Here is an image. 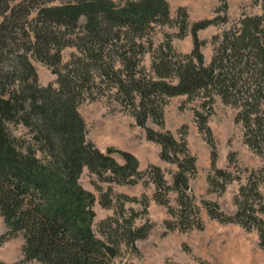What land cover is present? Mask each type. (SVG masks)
Segmentation results:
<instances>
[{"label":"trees","instance_id":"trees-1","mask_svg":"<svg viewBox=\"0 0 264 264\" xmlns=\"http://www.w3.org/2000/svg\"><path fill=\"white\" fill-rule=\"evenodd\" d=\"M219 1L217 16L191 25L180 9V37L193 39L191 52L181 53L170 37L159 45L152 38L155 25L173 22L167 0H0V215L8 227L0 247L21 236L24 256L0 264H123L126 254L141 255L138 242L155 226L148 218L149 197L114 194L109 186L99 202L114 212L100 222L99 236L96 196L80 183L85 169L108 184H153L154 201L169 214L166 233L203 230L201 206L191 189L197 159L186 133L177 138L165 128V108L177 96L202 99L205 111L196 110L195 118L211 147L208 191L222 195L231 183L241 182L236 211L228 214L218 202L203 200L208 215L256 230L264 249V0H253L261 14L244 15L213 36L207 63L208 42L199 33L229 21L228 0ZM66 48L75 51L64 62ZM34 60L56 75L55 83H40ZM216 97L237 110L244 143L262 161L259 168L246 169L245 178L217 166L209 126ZM100 98L118 103L160 146V159L176 166L170 181L160 166L141 171L133 153L103 151L88 139L79 108ZM18 126L26 134L15 135L12 127ZM116 153L124 164L113 157ZM128 202L140 203L142 210L127 208Z\"/></svg>","mask_w":264,"mask_h":264},{"label":"rangeland","instance_id":"rangeland-1","mask_svg":"<svg viewBox=\"0 0 264 264\" xmlns=\"http://www.w3.org/2000/svg\"><path fill=\"white\" fill-rule=\"evenodd\" d=\"M120 3L121 0H115ZM170 4V14L173 22L168 25H155L152 38L155 45L171 38L174 48L181 53H190L193 48L191 34L180 37L179 22L182 21L180 9H184L188 16V22L213 18L217 16L221 5L219 0H167ZM226 15L227 23L211 26L199 33L201 39L208 43L203 47L206 62L211 61L214 45L213 36L221 34L230 28L244 15L261 14L260 6L253 4V0H228ZM224 14V13H220ZM74 48H66L63 51V61L67 62ZM150 57L146 56L144 64L150 65ZM38 69L40 83L48 85L56 82V75L38 61H33ZM202 99L189 100L187 96H177L169 100L165 108V128L172 131L177 138L186 133V139L190 152L197 159V174L191 180V189L201 206V217L204 221L203 230H191L181 232L179 230L166 233L164 220L169 218L167 208L157 204L153 199L154 185L145 186L142 182L137 185H117L101 182L94 174L85 169L80 183L84 188L93 192L96 196L95 231L99 233V225L103 219L113 214L114 209L103 208L100 205V196L112 187L114 194H127L132 197H149L148 218L154 223L150 236L138 242L141 252L140 256L126 254L123 264H264V249L259 246V235L256 230L248 231L239 224L221 223L211 219L203 206V200L218 202L221 208L228 214L236 211L234 198L238 193L240 183H231L225 193H211L207 177L211 170V147L200 132L195 111L204 112L201 107ZM87 123L88 139L99 149L106 151L109 147L126 150L133 153L140 162V170L145 171L151 164L160 166L166 172L167 180H171V172L176 166L160 159L161 148L158 144L146 138L145 131L135 124L134 118L121 110L115 101L100 98L96 101L86 100L79 108ZM237 110L231 105L215 98L212 113L209 117V126L217 144L218 161L217 166L234 172L245 178L246 169H257L262 165L261 159L255 155L244 143V129L241 124L236 123ZM156 129L160 128L149 122ZM184 126L186 128H184ZM15 135L26 134L23 126L12 127ZM234 155V156H233ZM113 157L120 164L124 159L119 154ZM232 159V161H231ZM244 180V179H243ZM176 195H172V204L176 205ZM127 208L142 210V205L137 202L126 203ZM143 220H139L141 223ZM8 227L0 215V235L7 231ZM23 239L21 236L6 242L0 247V261L14 263L21 261L24 256L22 252ZM24 264H41L37 261Z\"/></svg>","mask_w":264,"mask_h":264}]
</instances>
